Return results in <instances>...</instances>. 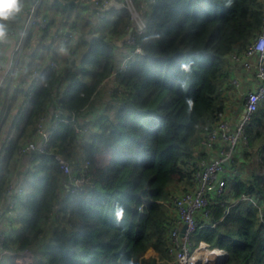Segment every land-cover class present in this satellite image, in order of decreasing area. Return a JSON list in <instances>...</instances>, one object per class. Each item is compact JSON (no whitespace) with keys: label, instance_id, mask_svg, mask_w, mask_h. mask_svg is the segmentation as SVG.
Returning <instances> with one entry per match:
<instances>
[{"label":"trees","instance_id":"16d2710c","mask_svg":"<svg viewBox=\"0 0 264 264\" xmlns=\"http://www.w3.org/2000/svg\"><path fill=\"white\" fill-rule=\"evenodd\" d=\"M48 3L61 15L51 26L69 25L73 39L59 41L50 27L31 30L17 63L22 71L0 85L2 124H11L5 136L0 131V201L8 198L19 146L51 115L46 150L17 171L23 194L5 247L30 249L34 264H168L169 229L177 222L170 206L181 186L194 184L198 161L211 156L203 139L233 101L229 80L243 67L231 55L261 32L264 1L133 0L146 24L135 33L143 52L119 44L132 25L127 6L108 10L89 34L78 24L80 2ZM50 56L58 65L48 64ZM74 114L87 132L68 121ZM245 127L240 153L253 169L226 173V188L210 199L207 216L196 215L191 234L194 247L205 241L226 250L221 264H264V102ZM56 154L73 166L89 159L92 183L68 191ZM116 205L125 209L119 223Z\"/></svg>","mask_w":264,"mask_h":264},{"label":"built area","instance_id":"2783aa9c","mask_svg":"<svg viewBox=\"0 0 264 264\" xmlns=\"http://www.w3.org/2000/svg\"><path fill=\"white\" fill-rule=\"evenodd\" d=\"M80 1L95 8L96 15L99 18H103L111 8H122L127 6L131 12L132 19V25L127 33L128 43L135 45L134 51L143 52L141 46L136 44L135 33L142 32L146 24L143 17V9L137 8L133 0ZM41 4L42 0H32V3L25 6L23 9V11L27 13L24 27L22 29H9L8 38L16 37L17 39L16 49L18 50V57L13 66L15 72L22 71V69L17 66V63L25 40L31 30L49 27L51 29V18L41 11ZM60 39L67 40L68 35L63 33ZM231 59L234 62H239L243 66V69L251 75L255 81L253 85L243 86L241 78L235 74H231L229 84L234 88L237 87L239 98L242 99L241 104L238 105L239 113L229 115L225 110L221 114L214 128L210 129L203 139L202 147L206 148L211 153L210 158L208 160L201 159L198 161L196 165L199 167L194 172V184L188 189L176 193L173 199V204L170 207L171 211L177 217V222L169 229V250L173 258L168 264H204L201 260L196 258V253L201 247H199L200 244L194 247L191 240V234L198 227L196 215L202 214V216H207V206L210 199L221 194L226 188L228 178L226 173L227 169L230 167L227 163L232 161L240 145L248 144L245 132L246 121L264 102V17L261 32L255 36L248 49L241 54H232ZM126 61L127 58L123 60L120 69L123 68ZM47 62L52 66L58 65L53 56H50ZM1 67H3L2 62H0V68ZM116 72L117 70L114 71V74ZM32 73L38 75L39 71L33 70ZM23 86L27 88L28 85L24 82ZM32 88L33 86L28 89L25 98L31 96ZM24 105L25 103L23 106ZM23 106L20 112H22ZM5 113V105L0 104V125L2 124V118ZM243 114L245 116L241 120ZM50 121L51 115L45 114V116L37 122L33 136L27 142L19 146L18 153L23 154L32 151H45L51 135ZM68 121L80 134L87 132L90 127L88 123L78 118L76 114L70 117ZM37 138H39V140H36ZM56 158L67 176L65 185L68 191L77 192L83 190L87 185L92 183L89 159L83 162L81 161L78 165L73 166L68 159L60 154H56ZM262 173L264 176V168H262ZM8 193V201H6L7 205L5 207H3L4 204L0 201V212L4 211V213L8 214L7 217L11 224L17 213L16 207L19 203V198L23 194V188L15 184L14 177L8 184ZM242 198H248L252 203L260 207L258 201L254 197L243 194ZM184 225H186V229L182 232ZM7 235L5 231L0 232V264H34V255L30 249L27 248L21 251H15L5 247ZM200 243L205 244L204 246L210 257L215 253L218 254L220 256L219 261L222 257L227 255L224 249L210 248L209 244L205 241H201ZM8 257H10L9 263H7Z\"/></svg>","mask_w":264,"mask_h":264},{"label":"crops","instance_id":"0c3cea01","mask_svg":"<svg viewBox=\"0 0 264 264\" xmlns=\"http://www.w3.org/2000/svg\"><path fill=\"white\" fill-rule=\"evenodd\" d=\"M79 4H81V8L80 10H76L77 14V19H78V24L81 23V28L86 26V30L87 32L90 34L91 29L92 30H98L99 27V23L101 18H99L96 15V9L91 7V5L85 4L80 0H76ZM123 1V0H122ZM30 2H32V0H25V6H28L30 4ZM50 2V1H49ZM75 10V9H74ZM41 11L45 14H47L51 19L57 18V23H60V19H61V15H60V11H57L55 9V7L53 6L52 3H48V0H42V4H41ZM27 19V13L26 11H22L20 14L16 15L14 17V19H12L11 21L7 22L10 26H13L16 29H22L25 25ZM90 24V26H89ZM69 25H62L60 24L59 26H51V31L56 33V38L60 39V36L63 34L62 30L65 29L66 30V34L71 36V39H73V33L71 32V29L68 27ZM58 27H60V29H58ZM63 28V29H62ZM80 28V27H79ZM126 38V37H124ZM120 39L119 44L123 46L124 42L123 39ZM16 44H17V39L16 37H11V38H7L6 41L4 42H0V62H2L3 67L0 68V85H2L4 83V81H6L7 79H9L10 83L14 82V77L19 75L18 71H14L13 70V66L15 64V62L17 61V57H18V50L16 49ZM240 66V65H239ZM236 66L232 72V74H235L236 76H239L241 78V82L243 86H250L253 85V82L255 81L253 79V77L251 75H249L244 69L243 67ZM18 73V74H17ZM238 91V90H237ZM233 90L232 88L229 89V94L230 96L233 94L232 93ZM232 97V96H231ZM25 98V97H24ZM239 105V104H238ZM20 108V107H19ZM239 108V106L236 107V110ZM234 106H232V101L228 104L227 108H226V112L230 115V114H234L235 111ZM17 111V108L14 109V112ZM11 128V124L7 123L5 125L1 124L0 125V131L1 134H3V136H5L6 134H8L9 129ZM34 133V131H33ZM33 136V135H32ZM36 140H39V138H37ZM27 142V141H26ZM25 143V142H24ZM1 148V145H0ZM240 146L237 150V157L239 158L238 161L235 163L234 167L230 166L227 169V175L228 176H232V175H236V174H241V175H247L250 173V171L248 170L247 173H244L242 170V167L244 165V160L242 158V153H240ZM29 152V153H23V154H19V161L17 164V168L13 174L14 177V182L15 184H18V180H19V175H18V170L20 168H23L25 166H27L29 164V161L31 159V154L33 153ZM236 154L234 155V157L236 156ZM0 157H1V152H0ZM247 163V162H245ZM247 164H249L250 169H253V165L252 163L248 162ZM19 185V184H18ZM20 186V185H19ZM66 186V185H65ZM7 198L3 199L1 201V203L4 204L3 207H5L7 205ZM7 213H4V211L0 212V232H6L8 234L10 228L15 225V218L13 219V223H9V218L7 217ZM1 252V251H0Z\"/></svg>","mask_w":264,"mask_h":264},{"label":"clouds","instance_id":"9594fccd","mask_svg":"<svg viewBox=\"0 0 264 264\" xmlns=\"http://www.w3.org/2000/svg\"><path fill=\"white\" fill-rule=\"evenodd\" d=\"M25 5V0H0V42L6 41L9 35V24L7 22L14 19V17L20 14ZM187 70L188 65H182ZM191 106L192 101H188ZM125 218V209L123 206L116 205L115 207V219L119 223Z\"/></svg>","mask_w":264,"mask_h":264},{"label":"rangeland","instance_id":"374dc122","mask_svg":"<svg viewBox=\"0 0 264 264\" xmlns=\"http://www.w3.org/2000/svg\"><path fill=\"white\" fill-rule=\"evenodd\" d=\"M123 42L128 43V38H127V36H126V38L123 39ZM128 44H129V43H128ZM67 53H68V52H67V50H66V54H67ZM230 86H231V88H232V90H233V92H232L233 94L231 95V96H232V99H233V101H232V106H234V109L236 110V107L238 106V104H241V100H242V99L239 98V92L237 91V87L234 88L232 85H230ZM235 113L238 114V113H239V109H237V110L235 111ZM250 167H252V166H250L249 164H247V163L244 162V165H243V167H242L243 172H244V173H247L248 170L250 171V170H251V169H249ZM67 184H68V182H67ZM183 188H185V187L181 186V188H179V190H178L176 193H178V192H180L181 190H183ZM202 245H205V244L200 243L199 247L202 246ZM9 261H10V257L7 258V263H9Z\"/></svg>","mask_w":264,"mask_h":264},{"label":"bare ground","instance_id":"6f19581e","mask_svg":"<svg viewBox=\"0 0 264 264\" xmlns=\"http://www.w3.org/2000/svg\"><path fill=\"white\" fill-rule=\"evenodd\" d=\"M196 258L201 260L204 264H217L220 256L215 253L210 257L208 251L203 245L199 248L198 252L196 253Z\"/></svg>","mask_w":264,"mask_h":264},{"label":"water","instance_id":"95a60500","mask_svg":"<svg viewBox=\"0 0 264 264\" xmlns=\"http://www.w3.org/2000/svg\"><path fill=\"white\" fill-rule=\"evenodd\" d=\"M244 116L245 115L243 114L242 117H241V120L244 118ZM185 229H186V225L183 226L182 232H184ZM226 257H227V255H225L224 257H222L221 260L217 264H221Z\"/></svg>","mask_w":264,"mask_h":264}]
</instances>
